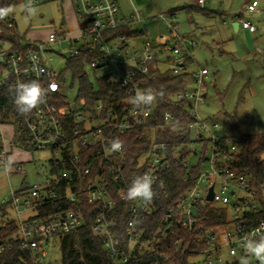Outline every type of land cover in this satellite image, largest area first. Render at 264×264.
<instances>
[{"label":"built area","instance_id":"1","mask_svg":"<svg viewBox=\"0 0 264 264\" xmlns=\"http://www.w3.org/2000/svg\"><path fill=\"white\" fill-rule=\"evenodd\" d=\"M54 1L69 2L74 27H68L63 19L45 42L22 43L19 36L15 41L0 36V99L7 106L0 108V166L5 170L13 148L51 155L49 172L42 182H22L3 201L12 216L6 220L3 208L0 221L12 228L0 238V264H10L8 255L14 250L19 252L15 264H52L48 250L56 238L84 225L83 212L70 208L84 202L96 210L92 234L102 240L105 254L117 264H131L153 251L156 237L146 236L143 223L160 206L165 211L163 227L174 238L176 252L164 255L162 264H240L242 258L259 264L247 255L244 244L264 233L262 200L247 177L232 168L239 153L236 144L217 133L220 125L216 121L203 119L198 113L205 101L208 70L195 64L192 52L196 42L178 34L177 18L169 13L158 16L166 25L167 35H160L157 45L145 40L137 50L130 42L145 35L146 30L140 27L145 21L142 12L135 8L126 16L115 0H22L29 5ZM207 1L194 3L203 9ZM252 13L258 11L246 5L237 16L238 25L249 32L255 27L243 16ZM6 27L15 30L11 20ZM54 46H64L58 57L92 55L84 67L89 81L95 87V80L107 79L123 92L122 99L109 109L104 108L100 96L93 111L84 99H75L77 106L72 107L62 73L52 64ZM164 62L169 63L168 69L162 67ZM192 66L195 69L190 71ZM165 71L174 77L191 74L193 79L187 84L195 89L187 88L167 98L160 91L157 93L162 97L158 95L150 106L134 107L129 101L135 91L145 90V80H154L158 72ZM33 80L48 93L42 104L22 116L14 104V86ZM157 100L177 111H167L164 122L172 124L179 119L183 124L180 130L186 129L190 137L172 146L153 141L137 160L136 171L127 173L124 150L109 152L110 142L144 126ZM4 127L11 130L12 140L5 136ZM177 165L188 171L182 182L192 178L193 183L175 203L166 204L164 177ZM40 166L38 163L36 168ZM14 169L22 174L19 164H14ZM143 175L153 178L156 195L150 205L126 197L133 180ZM210 188L212 200L207 199ZM118 202L124 205L120 213L127 214L123 227L113 215L115 210L119 212Z\"/></svg>","mask_w":264,"mask_h":264},{"label":"rangeland","instance_id":"2","mask_svg":"<svg viewBox=\"0 0 264 264\" xmlns=\"http://www.w3.org/2000/svg\"><path fill=\"white\" fill-rule=\"evenodd\" d=\"M115 1L123 15L128 16L133 8L142 12L145 21L140 27L146 30V34L130 42L131 47L137 50L145 40L157 45L160 42L159 36L167 35L166 25L158 19L160 14L166 15L177 8L193 5L191 0ZM246 5L255 11H261L254 17L244 14L243 19L257 29L259 37H264V0H209L203 9L222 13V19L218 15L206 19L199 14H194L189 19L181 13L176 21L178 34H188L196 42V48L192 52L195 64L208 70L205 85L207 96L204 103L199 105L198 113L203 119L216 121L220 125L217 133L232 139L239 152L241 144L238 133L264 134V44L256 48L253 38L247 32L241 29L235 32L232 27V22L238 20L237 16ZM70 8L69 3L60 1L38 5L20 1L10 7L3 18L14 23L15 32L22 43L45 42L48 34L59 28L62 18L68 27L75 26ZM67 25L62 26V29H67ZM62 47H52L55 53L52 64L64 74L66 97L75 108L79 84L76 80L73 82L71 73L66 71L69 57L56 55ZM247 53H250L248 57ZM162 67L168 69L170 65L164 62ZM87 71L91 80H94L92 70L87 67ZM189 88L193 89V84ZM4 134L8 140H12L9 128L4 127ZM50 156L45 151L13 148L9 155V160L13 162L11 170L5 172L0 166V208L5 209L6 220L11 218L12 212L4 207L3 201L8 200L10 191L17 190L22 182H42L49 172ZM261 157L264 159V153ZM38 163L40 168H36ZM14 164H19L22 174L15 173ZM218 189L219 185H216V190ZM59 245L58 241H54L48 250L52 264H61Z\"/></svg>","mask_w":264,"mask_h":264},{"label":"trees","instance_id":"3","mask_svg":"<svg viewBox=\"0 0 264 264\" xmlns=\"http://www.w3.org/2000/svg\"><path fill=\"white\" fill-rule=\"evenodd\" d=\"M22 2V0H0V11L5 12L13 5ZM182 11L190 12L195 10H202L198 8L184 7ZM176 14V11L171 12ZM9 19L0 18V36L13 37L14 41L17 40L18 35L15 30L10 31L6 27V23ZM15 43V42H14ZM92 55H86L83 53L77 58L67 60L66 71L70 72L74 80L79 84V91L77 100H85V103L92 110L95 105L97 96L101 97V101L105 109H109L117 100L122 99L124 96L122 91H117L116 86L109 83L107 79L95 80V87L92 82L89 81L87 75H85V64L90 61ZM64 74L62 73V80H64ZM191 74H185L181 76H171L168 71L158 72L154 80H145L143 88L145 90H154L155 92L164 91L166 98L173 96V94L179 91H185L189 88L188 82L192 81ZM74 84V83H73ZM72 84V85H73ZM191 85V84H190ZM97 91L95 92V90ZM169 99V98H168ZM7 107L6 102L0 99V108ZM93 111V110H92ZM167 111L177 112L176 109H171L163 100H157L155 102V108L153 109L151 117L147 120L144 126H141L135 130L128 131L125 135L119 139L123 141V150L126 155V172H135L137 160L141 155H144L153 141L164 142L169 146L176 143H180L183 140L190 137L189 132L184 129L180 130L183 125L179 119L172 124H166L163 120V115ZM6 119V117L4 116ZM239 143L241 144V150L234 158L232 168L236 170L240 175L247 177L250 183V187L256 191V195L262 200L261 206L264 213V159L261 155L264 153V134L257 135H243L237 134ZM188 173L186 169L177 165L172 166L171 170L165 175L166 191L168 198L164 199L166 204L175 203L178 198L187 190L193 183V179H189L187 182H182V178ZM117 210L119 212L113 213L117 218L119 224H125L127 214L123 211V204L116 203ZM73 211H82L84 214V225L74 231H71L63 236L56 238L59 242V248L61 253V264H117L114 260L109 258L102 246V240L95 237L92 234L91 226L96 214V210L93 206L84 202L81 206L70 207ZM3 214V209L0 208V218ZM165 214L164 206H160L155 213L144 221L143 228L145 229L146 236L148 238L156 237V244L151 252L146 253L142 259L131 264H149L152 261H156L159 264L163 263V256L169 253H176L174 247V238L165 232L163 227L162 218ZM262 215H258L256 219H259ZM1 220V219H0ZM12 225H4L0 221V238L5 236ZM160 229V233L158 232ZM10 256V264H15L19 252L14 250ZM4 261V260H3Z\"/></svg>","mask_w":264,"mask_h":264},{"label":"clouds","instance_id":"4","mask_svg":"<svg viewBox=\"0 0 264 264\" xmlns=\"http://www.w3.org/2000/svg\"><path fill=\"white\" fill-rule=\"evenodd\" d=\"M0 18L3 12L0 11ZM54 90V86H53ZM14 104L17 112L22 116L29 115L33 109L37 108L45 100L48 90L43 88L38 81L18 82L14 86ZM162 97V93L151 90H136L134 96L130 98V103L139 108L141 105L150 106L157 96ZM123 149V141L119 138L110 142L109 152H120ZM13 162L9 160L5 165V170H11ZM156 193L153 190V178L150 175L136 177L131 186L127 189L126 197L128 200H140L146 205L153 202ZM248 256L254 257L259 264H264V233L260 234L258 240L248 239L244 244ZM240 264H249L247 258H242Z\"/></svg>","mask_w":264,"mask_h":264},{"label":"crops","instance_id":"5","mask_svg":"<svg viewBox=\"0 0 264 264\" xmlns=\"http://www.w3.org/2000/svg\"><path fill=\"white\" fill-rule=\"evenodd\" d=\"M183 1H185V0H183ZM209 1V0H208ZM180 2V1H179ZM191 2H192V4L193 5H191L192 7H194V8H197L196 6H195V3H194V0H191ZM67 3H69V2H67ZM176 4V3H175ZM177 4H179L178 3V1H177ZM184 7H190V6H183V7H181V8H184ZM181 8H177V9H175V10H173V11H171V12H174V11H176V14L174 15L176 18H177V16L179 15V14H184L185 16H187L189 19L192 17V15H194V14H199L200 16H202V17H204V18H206V19H209L210 17H213V16H216V15H218L221 19H222V17H224V15L222 14V13H220V12H216V11H213V10H205V9H202V10H195V11H190V12H185V11H182L181 10ZM71 9V14H72V16H73V18H74V14H73V11H72V8H70ZM199 9V8H198ZM171 12H169V14H172ZM259 13H261V11H258V13H252V14H247V16L248 17H254L255 15H257V14H259ZM62 19H64V18H62ZM61 19V20H62ZM74 23H75V18H74ZM234 22H237V19H235L233 22H232V24L234 23ZM60 23H61V21H60ZM75 25V24H74ZM69 26H72V25H69ZM175 26H176V28L178 27V24L177 23H175ZM178 29V28H177ZM239 29H241L242 31H245V32H247L248 33V35H250L252 38H253V40H254V44H255V46H256V48H257V46H259V45H262V44H264V37H259L258 36V33L256 32L257 31V29L255 28V31L254 32H249L248 30H244V29H242L239 25H238V28H237V30L235 31V32H238L239 31ZM181 36H184V37H187V38H192V37H190L188 34H180ZM258 37V38H257ZM250 55V53H247L246 54V57H248ZM195 69V67L194 66H192L191 68H190V71H192V70H194ZM207 79H208V77H207ZM207 79H206V81H207ZM205 85H206V82H205ZM206 88H205V99H206Z\"/></svg>","mask_w":264,"mask_h":264},{"label":"water","instance_id":"6","mask_svg":"<svg viewBox=\"0 0 264 264\" xmlns=\"http://www.w3.org/2000/svg\"><path fill=\"white\" fill-rule=\"evenodd\" d=\"M60 24H63V19L61 20V23H60ZM232 27H233L234 31H236L237 28H238V22H234V23L232 24ZM207 199H208V200H212V188H210V190H209V194H208Z\"/></svg>","mask_w":264,"mask_h":264}]
</instances>
